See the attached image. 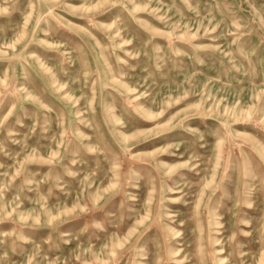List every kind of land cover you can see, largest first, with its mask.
Returning <instances> with one entry per match:
<instances>
[{"label": "rangeland", "instance_id": "374dc122", "mask_svg": "<svg viewBox=\"0 0 264 264\" xmlns=\"http://www.w3.org/2000/svg\"><path fill=\"white\" fill-rule=\"evenodd\" d=\"M0 264H264V0H0Z\"/></svg>", "mask_w": 264, "mask_h": 264}]
</instances>
